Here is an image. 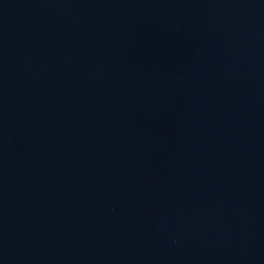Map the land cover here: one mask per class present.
Here are the masks:
<instances>
[{
    "label": "water",
    "instance_id": "95a60500",
    "mask_svg": "<svg viewBox=\"0 0 264 264\" xmlns=\"http://www.w3.org/2000/svg\"><path fill=\"white\" fill-rule=\"evenodd\" d=\"M0 264H264V0H0Z\"/></svg>",
    "mask_w": 264,
    "mask_h": 264
}]
</instances>
